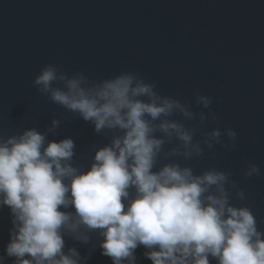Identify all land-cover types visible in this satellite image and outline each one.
Segmentation results:
<instances>
[{"label":"clouds","instance_id":"clouds-1","mask_svg":"<svg viewBox=\"0 0 264 264\" xmlns=\"http://www.w3.org/2000/svg\"><path fill=\"white\" fill-rule=\"evenodd\" d=\"M34 85L93 124L96 133L121 134L95 151L87 170L74 166L72 138L48 140L49 133L57 134L59 119L46 132L33 127L0 137V207L10 208L13 225L5 253L14 264H87L76 247L65 251L64 237L88 244L92 233L103 238L102 254L113 264H136L140 246L152 264H210V258L217 264H264V230L250 207L231 203L232 191L246 197L230 173L209 168L195 174L178 162L157 168L161 153L190 160L204 153V145L235 150L236 131L214 128L194 140L197 128L169 119L197 120L190 105L159 94L155 83L133 72L90 83L83 71L69 76L48 64ZM212 102L197 90V105L209 108ZM198 118L202 127L208 114ZM172 139L178 144L165 152ZM260 174L255 164L244 173Z\"/></svg>","mask_w":264,"mask_h":264},{"label":"water","instance_id":"water-1","mask_svg":"<svg viewBox=\"0 0 264 264\" xmlns=\"http://www.w3.org/2000/svg\"><path fill=\"white\" fill-rule=\"evenodd\" d=\"M48 64L69 76L83 71L90 83L122 72L143 76L159 94L197 113L195 121L169 117L197 128L194 140L214 128L236 131L235 150L204 145V153L190 160L164 159L161 153L157 168L178 162L195 174L209 168L230 173L246 197L240 200L232 191L231 203L250 207L264 230V0H0V137L33 127L46 132L59 119L57 134L49 133L48 140L72 138L74 166L87 170L95 151L121 133L98 134L93 124L40 93L34 80ZM197 90L213 98L209 108L196 104ZM200 112L208 114L202 127ZM177 144L167 141L164 151ZM253 164L261 174L246 178ZM12 227L10 208L0 207L4 264L15 260L5 253ZM64 239L65 251L76 247L87 264H113L102 254L98 233L88 244ZM145 251L135 250L136 264H152ZM210 264L217 261L210 258Z\"/></svg>","mask_w":264,"mask_h":264}]
</instances>
